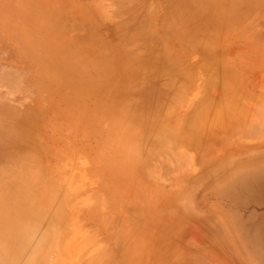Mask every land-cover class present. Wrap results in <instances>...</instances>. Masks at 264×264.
Wrapping results in <instances>:
<instances>
[{
    "label": "rangeland",
    "instance_id": "374dc122",
    "mask_svg": "<svg viewBox=\"0 0 264 264\" xmlns=\"http://www.w3.org/2000/svg\"><path fill=\"white\" fill-rule=\"evenodd\" d=\"M45 1L0 0V190L8 191L4 205L18 221L31 213L33 199L41 206L49 186L55 185L60 197L42 215L17 256L0 254L1 264H27L48 232L57 234L52 248V243L47 246L43 264H264V0H188L192 6L181 9L174 7L176 0ZM104 39L113 49L98 45ZM86 50L102 52L100 59ZM79 53L88 57L80 60ZM209 65L221 74L212 84ZM104 69L114 72L105 70L100 76ZM224 72L231 77L225 78ZM108 80L119 88L114 84L112 91ZM225 82L234 87V96L223 104ZM119 97L117 103L114 98ZM176 98L185 102L173 105ZM205 102L211 105L209 127L194 135V113L204 110ZM232 105L239 107L240 117L237 111L231 115ZM106 111L116 118L117 112L125 115L121 120L118 116L114 126L138 115L140 122L130 140L142 141L132 150L140 155V163H130L122 141L110 136L114 117ZM177 120L182 123L178 131L171 128ZM161 127L164 133L159 132ZM176 134L183 138L179 143L172 141ZM14 184H31L33 193L24 192L19 198ZM58 202L67 207L60 215Z\"/></svg>",
    "mask_w": 264,
    "mask_h": 264
},
{
    "label": "bare ground",
    "instance_id": "6f19581e",
    "mask_svg": "<svg viewBox=\"0 0 264 264\" xmlns=\"http://www.w3.org/2000/svg\"><path fill=\"white\" fill-rule=\"evenodd\" d=\"M59 1V0H58ZM130 1V0H129ZM129 1H127L126 3H128ZM134 1H136V0H134ZM133 1V2H134ZM152 0H150V2H151ZM154 1V0H153ZM174 1V0H173ZM202 1V0H201ZM258 1V0H257ZM22 2H23V0H22ZM26 2H27V0H26ZM42 2V1H41ZM46 3H47V0L45 1ZM50 2V1H49ZM60 2V1H59ZM148 2V1H147ZM190 2V1H189ZM196 2V1H195ZM198 2H200V1H198ZM203 2V1H202ZM124 3V2H123ZM175 3V4H174ZM258 3V2H257ZM55 4V3H54ZM56 4H57V2H56ZM173 4L175 5L174 7L176 8V6H177V8L179 7L180 9L181 8H184L185 6L187 7V5H188V7H189V5L191 4V2H190V4L188 3V0H176L175 2H173ZM210 4V3H209ZM208 4V5H209ZM253 4H255V3H253ZM23 5V4H22ZM120 5H122V4H120ZM199 5V4H198ZM203 5H204V3H203ZM226 4H224V6H225ZM246 5V4H245ZM36 6V5H35ZM56 6V5H55ZM60 6V5H59ZM190 6H192V5H190ZM197 6V5H196ZM207 6V5H206ZM220 6H222V4L220 5ZM118 7V6H117ZM120 7V6H119ZM118 7V8H119ZM128 7V6H127ZM210 7V6H209ZM244 7V6H243ZM49 8V7H48ZM122 8V7H121ZM123 8H124V6H123ZM194 7H192V9H193ZM199 8V7H198ZM201 8V7H200ZM199 8V10H201ZM212 8V7H211ZM210 8V9H211ZM17 9V8H16ZM50 9V8H49ZM58 9H60V8H58V6H57V10ZM78 9V8H77ZM174 9V8H173ZM192 9H191V11L189 12V13H192L193 11H192ZM195 9V8H194ZM242 10H243V8H241ZM244 9H245V7H244ZM249 9V8H248ZM122 10V9H121ZM175 10V9H174ZM187 9H185V11H186ZM21 11H23V10H21ZM55 11H56V7H55ZM54 11V12H55ZM60 11V10H59ZM184 11V10H183ZM182 11V12H183ZM184 11V12H185ZM14 12V11H13ZM53 12V11H52ZM119 12V11H118ZM120 12H122V11H120ZM187 12V11H186ZM185 12V13H186ZM48 13V12H47ZM59 13V12H58ZM179 13V12H178ZM181 13V12H180ZM199 13V12H198ZM206 13V12H205ZM124 14H125V12H124ZM176 14H177V12H176ZM182 14V13H181ZM180 14V15H181ZM184 14V13H183ZM26 15V14H25ZM31 15V14H30ZM53 15V14H52ZM129 15H131V14H129ZM172 15H174V14H172ZM179 15V14H178ZM188 16H189V14H187ZM186 15V16H187ZM190 15H192V14H190ZM201 15V14H200ZM202 15H204V14H202ZM206 15H207V13H206ZM227 15H229V13L227 14ZM51 16V15H50ZM123 16V15H122ZM185 16V17H186ZM205 16V15H204ZM204 16H201L202 17V19H203V22L204 23H206L204 20ZM210 16V15H209ZM49 17V16H48ZM126 17V16H125ZM180 17V16H179ZM178 17V18H179ZM183 17V16H182ZM200 17V18H201ZM253 17V16H252ZM31 18V17H30ZM32 18H33V15H32ZM62 18V17H61ZM172 18H175V16L174 17H172ZM181 18V17H180ZM184 18V17H183ZM251 18V17H250ZM59 19V18H58ZM65 19V18H64ZM133 19V18H132ZM185 19H187V18H184V21H185ZM192 19H194V17L192 18ZM201 19V20H202ZM57 20V19H56ZM178 20H180V19H178ZM182 20V19H181ZM201 20H199V22L201 21ZM40 20H38V22H39ZM45 21H46V19H45ZM51 21V20H50ZM55 21V20H54ZM148 21V20H147ZM175 21V20H174ZM188 21V20H187ZM187 21H185V23H187ZM215 21V20H214ZM212 22V23H214L215 24V22ZM33 22H34V20H33ZM57 22V21H56ZM55 22V23H56ZM178 22V21H177ZM196 22H197V20H196ZM169 23H171V22H169ZM209 23V22H208ZM35 24V23H34ZM132 24V23H131ZM177 24V23H176ZM188 25H189V23H187ZM47 25H51V24H47ZM56 25H58V24H56ZM60 25V24H59ZM58 25V26H59ZM113 25V24H112ZM153 25H154V23H153ZM172 25H173V23H172ZM171 25V26H172ZM175 25V24H174ZM191 25V24H190ZM61 26V25H60ZM59 26V27H60ZM76 26V25H75ZM114 26H115V24H114ZM120 26V25H119ZM127 26V25H126ZM129 26V25H128ZM131 26V25H130ZM177 26H178V24H177ZM187 26V25H186ZM47 27V26H46ZM49 27V26H48ZM51 27V26H50ZM57 27V26H56ZM116 27V29H118L117 28V26H115ZM153 27V26H152ZM190 27V26H189ZM236 27V26H235ZM248 27V26H247ZM246 27V28H247ZM38 28V27H37ZM128 28V30L130 31V29L129 28H131V27H127ZM154 28H157L156 26L154 27ZM172 28H173V26H172ZM196 28V27H195ZM249 28H250V26H249ZM48 29V28H47ZM55 29V28H54ZM120 29V28H119ZM153 29V28H152ZM175 29V28H174ZM209 29H211L210 27H209ZM223 29V28H222ZM230 29V27L228 26V30ZM38 30V29H37ZM154 30V29H153ZM194 30V29H193ZM221 30V29H220ZM219 30V31H220ZM224 31H226L227 29H223ZM56 31H58V30H56ZM70 32H71V30H69ZM150 30H148V32H149ZM160 31V30H159ZM158 31V32H159ZM205 31V30H204ZM44 32V31H43ZM64 32V31H63ZM68 32V31H67ZM124 33V30H123V28H121L120 29V31H119V33ZM104 33V32H103ZM125 33H127V32H125ZM129 33V32H128ZM154 33H155V31H154ZM264 33V32H263ZM54 34H56V33H54ZM69 34V33H68ZM135 34V33H134ZM140 35L142 34V32L141 33H139ZM161 34V33H160ZM189 34V33H188ZM57 35V34H56ZM62 35V34H61ZM64 35V34H63ZM106 35V34H105ZM123 35V34H122ZM129 35V34H128ZM264 35V34H263ZM54 36V35H53ZM253 36H254V34H253ZM143 37V36H142ZM145 37V36H144ZM148 37V36H147ZM262 37V36H261ZM58 38V37H57ZM95 38V37H94ZM97 38V37H96ZM95 38V39H96ZM159 38H160V36H159ZM263 38V37H262ZM55 39V38H54ZM99 39V38H98ZM107 39V38H106ZM106 39H104V41H100V43L98 44V45H100V46H102V47H104V48H111L113 45L111 44V42H109L110 43V45L111 46H109V45H107V44H109L108 42H107V44H106V41H108V40H106ZM264 39V38H263ZM61 40H64V39H61ZM106 40V41H105ZM117 40V39H116ZM115 40V41H116ZM58 41H59V39H58ZM90 41V40H89ZM110 41V40H109ZM112 41V40H111ZM161 41V40H160ZM262 41V40H261ZM52 42H53V40H52ZM92 42V41H91ZM105 42V43H104ZM124 42V41H123ZM144 40H143V42L140 44V47L142 48V46H143V44H144ZM256 42V41H255ZM55 43V42H54ZM87 43V42H86ZM93 43V42H92ZM114 43V42H113ZM146 43V42H145ZM257 43V42H256ZM255 43V44H256ZM262 43V42H261ZM57 44V43H56ZM83 44V43H82ZM158 44V43H157ZM52 45V44H51ZM121 45V44H120ZM138 45V44H137ZM89 46V45H88ZM115 46V45H114ZM164 46V45H163ZM119 47H121V46H119ZM93 48V47H92ZM136 48V47H135ZM138 48V47H137ZM136 48V49H137ZM165 48V47H164ZM260 47H257V49L259 50L258 52H260V49H259ZM111 49H113V48H111ZM116 49V48H115ZM140 48H138V50H139ZM142 49H144V48H142ZM152 49H153V47H152ZM155 49V48H154ZM95 50V49H94ZM94 50H92L93 52H94ZM117 50V49H116ZM87 51V50H86ZM92 51H87V52H92ZM125 51V50H124ZM131 51H132V49H131ZM133 51H136V50H133ZM261 51H263V49L261 50ZM101 52V51H100ZM109 52V51H108ZM119 52L121 53L122 52V50L120 51L119 50ZM130 50L128 51V55H130ZM150 54L152 55V52H153V50L151 51L150 50ZM94 53H96V55H95V57H99V59H100V55L102 54V52L101 53H99V51L98 52H94ZM125 53V52H124ZM124 53H122L123 54V56H124ZM155 53H156V49H155V52H154V54L153 55H155ZM82 55V56H80V60H83L84 58H86V57H88V56H86V55H83V53H79V55ZM90 54V53H89ZM93 54V53H92ZM105 54H107V53H105ZM132 54V53H131ZM140 55H141V53H139ZM159 54V53H158ZM162 54V53H161ZM161 54H159V55H161ZM78 55V56H79ZM121 55V54H120ZM126 55H127V53H125V57H126ZM127 55V56H128ZM91 56V55H90ZM106 56H108V55H106ZM111 56V55H110ZM110 56H109V58H110ZM156 56V55H155ZM154 56V57H155ZM158 56V55H157ZM156 56V57H157ZM162 56V55H161ZM102 58H104V59H106L103 55L101 56ZM146 57V56H145ZM144 57V58H145ZM147 57H148V55H147ZM151 57V56H150ZM109 58H108V60H109ZM127 58V57H126ZM128 58L129 59H132V57H130V56H128ZM143 58V59H144ZM162 58V57H161ZM250 58V57H249ZM98 59V60H99ZM112 59L114 60V58L112 57ZM128 59V60H129ZM146 60L147 59H149V57L148 58H145ZM144 59V60H145ZM173 59V58H172ZM97 60V61H98ZM127 60V61H128ZM134 60V59H133ZM150 60V59H149ZM260 60V59H259ZM162 61H164V59H162ZM250 61V60H249ZM83 62V61H82ZM82 62H81V64H82ZM111 61H109V63H110ZM130 62H131V60H130ZM139 61H137V63H138ZM151 62V61H150ZM80 63V62H79ZM85 63H87V62H85ZM134 63V62H133ZM135 63H136V61H135ZM136 63V64H137ZM164 63V62H163ZM257 63V62H256ZM91 64V63H90ZM94 64V63H93ZM125 64H127V63H125ZM129 64V63H128ZM262 64V63H261ZM89 65V64H88ZM87 65V66H88ZM100 65V64H99ZM99 65H97L98 67H99ZM110 65V64H109ZM115 65V64H114ZM132 65V64H131ZM131 65H129V66H131ZM135 65V64H134ZM134 65H133V67H134ZM256 65V64H255ZM258 65H260V64H258ZM94 66V65H93ZM96 66V67H97ZM102 66H103V64H102ZM102 66L100 67V68H102ZM136 66V65H135ZM176 66V65H175ZM189 66V65H188ZM211 65H209V66H206V69L208 70V72H209V77H210V81H211V84L213 83V80H214V78L217 76V77H220L221 76V74H220V71H218L217 70V68L216 67H214V66H212V67H210ZM107 68L109 67L108 65L106 66ZM110 67H112V65H110ZM109 67V68H110ZM123 67V66H122ZM126 67V66H125ZM137 67V66H136ZM180 67V66H179ZM182 67V66H181ZM184 67V66H183ZM182 67V68H183ZM193 67V66H192ZM85 68H87L86 66H85ZM99 68V69H100ZM112 68H114V67H112ZM127 68V67H126ZM129 68V67H128ZM138 68V67H137ZM194 68V67H193ZM133 69H135V68H133ZM132 69V67H131V69H130V73H132V74H134V72L133 71H135V70H133ZM139 69V68H138ZM147 69V67H145L144 68V70H146ZM167 69V68H166ZM179 69V68H178ZM199 69V68H198ZM201 69V68H200ZM215 69V70H214ZM105 70H107L108 71V69H104V70H99V74H101L100 76H102V73L105 71ZM110 70V69H109ZM112 70V69H111ZM116 69L114 68V71H115ZM119 70V69H118ZM118 70H116L117 72H118ZM123 70V69H122ZM140 70V69H139ZM147 70H149V69H147ZM169 70V69H168ZM180 70V69H179ZM113 71V72H114ZM115 71V72H116ZM127 71H128V69H127ZM127 71H126V69H125V73L126 74H129V73H127ZM132 71V72H131ZM142 71H143V69H142ZM195 71V70H194ZM109 72V71H108ZM112 71L111 72H109V73H113ZM129 72V71H128ZM147 72V71H146ZM146 72H144L143 71V73H146ZM149 72H151V71H149ZM154 72V71H153ZM153 72H151V73H153ZM207 72V71H206ZM207 72V73H208ZM155 73V72H154ZM158 73V72H157ZM195 73V72H194ZM204 73V72H203ZM105 74V73H104ZM115 74V73H114ZM118 74V73H117ZM116 74V75H117ZM122 74V73H121ZM138 74H139V71H138ZM150 74V73H149ZM204 74H206V73H204ZM224 74H225V78H229V77H231V76H229L230 74H228L227 72H224ZM232 74V73H231ZM110 75H112V74H109V76ZM119 75V74H118ZM151 75V74H150ZM155 75V74H154ZM168 75V74H167ZM195 75V74H194ZM199 75V74H198ZM223 75V74H222ZM114 76V75H113ZM121 75H119V76H116V77H120ZM134 76V78H133V80L135 79H137V78H135V74L133 75ZM132 76V77H133ZM142 77L144 76V75H141ZM141 76H140V78H141ZM171 76V75H170ZM200 76V75H199ZM234 76V75H233ZM111 77V76H110ZM110 77H108V78H110ZM115 77V76H114ZM115 77V78H116ZM122 77V76H121ZM120 77V78H121ZM152 77V76H151ZM161 77V76H160ZM195 77V76H194ZM201 77H203V76H201ZM206 77V76H205ZM131 78V77H130ZM139 78V79H140ZM146 78V77H145ZM204 78V77H203ZM117 79V78H116ZM160 79V78H159ZM165 79H166V77H165ZM168 79V78H167ZM169 79H170V77H169ZM199 79V78H198ZM111 80H113L114 81V79H112L111 78ZM117 80H120V79H117ZM116 80V81H117ZM128 80H131V79H128ZM138 80V79H137ZM136 80V81H137ZM156 80L158 81V79L156 78ZM174 80V79H173ZM85 81H87V80H85ZM109 81V80H108ZM116 81H114L115 83H116ZM132 81V80H131ZM161 81V80H160ZM163 81H164V79H163ZM163 81H161V82H163ZM176 81H177V79H176ZM182 81V80H181ZM204 82H205V80H203ZM103 82V81H102ZM110 82V81H109ZM119 82V81H118ZM130 81H128V83H129ZM172 82V81H171ZM184 82H185V80H184ZM86 83V82H85ZM87 83L89 84V82L87 81ZM114 83V84H115ZM122 83V82H121ZM127 83V84H128ZM173 83V82H172ZM183 83V81L178 85V86H180L181 84ZM207 83H209V82H207ZM215 83V82H214ZM113 83H111L110 82V85H112V87H111V90L113 91L114 90V88H113V85H114ZM118 84H120V83H118ZM126 84V85H127ZM169 84V83H168ZM106 85H108V83L106 84ZM121 85H123V84H120V86ZM126 85H123V87L125 88V86ZM163 85V84H162ZM186 85H187V81H186ZM216 85H217V83H216ZM114 86H116V88H117V85L115 84ZM128 87H129V84L127 85ZM167 86H169V85H167ZM176 86V85H175ZM178 86H176L177 88H178ZM210 86V85H209ZM209 86H207L208 88H209ZM104 87V86H103ZM106 87H108V86H106ZM127 87V88H128ZM160 87V86H159ZM165 87V86H164ZM206 87V88H207ZM215 87V89L216 88H218V87H216V86H214ZM213 87V88H214ZM119 88V87H118ZM117 88V89H118ZM158 88V87H157ZM173 88V87H172ZM182 88H183V86H182ZM182 88L181 89H179V91H176L175 93L176 94H179L180 93V91L182 90ZM89 89H90V86H89ZM102 89V88H101ZM100 89V90H101ZM107 89V88H106ZM105 89V90H106ZM121 89H122V87H121ZM126 89V88H125ZM161 89H163V88H161ZM168 89V88H167ZM220 89V88H219ZM135 90V89H134ZM158 90V89H157ZM169 91H170V89H168ZM175 90V89H174ZM174 90H173V92H174ZM190 90V89H189ZM188 90V91H189ZM192 90V89H191ZM208 90V89H207ZM102 91V90H101ZM110 91V90H109ZM155 91V90H154ZM185 91H186V89H185ZM184 91V92H185ZM205 91H206V89H205ZM211 91V93H212V90H210ZM210 91L208 92V93H210ZM233 91H234V87H231V84H228V82H225V85H223V95H222V103L223 104H225L226 102H227V100H230L231 98H233ZM100 92V91H99ZM124 92V91H123ZM130 92V91H129ZM160 92V91H159ZM187 92V91H186ZM202 93H203V91H201ZM98 93V92H97ZM125 93V92H124ZM126 93H128V92H126ZM157 93V92H156ZM171 93H172V89H171ZM170 93V94H171ZM188 93V92H187ZM186 93V94H187ZM207 92H205V94H206ZM100 94V93H99ZM108 94V93H107ZM121 94H122V92H121ZM98 95V94H97ZM105 95V94H104ZM132 95V94H131ZM141 95V94H140ZM163 95V94H162ZM185 95V94H184ZM197 95H198V92H197ZM119 96V95H118ZM122 96H123V94H122ZM128 96H130V94L128 95ZM181 96V95H180ZM180 96H178V98H182V97H180ZM183 96V95H182ZM201 96V97H200ZM199 97L200 98H202L203 96L202 95H200ZM117 97V96H116ZM115 97V98H116ZM191 97V96H190ZM263 97V96H262ZM114 98V100L115 101H118L117 103H119L120 102V98L121 97H119L118 98V100H116ZM149 98V97H148ZM154 98V97H153ZM178 98H176L177 99V101H175V103L173 104V105H175L176 103H179L178 102ZM188 98V97H187ZM192 98V97H191ZM209 98H210V96H209ZM155 99V98H154ZM170 99V98H169ZM185 99H186V96H185ZM185 99H183V100H185ZM94 100V99H93ZM171 100H174V99H171ZM181 100L182 99H180L179 101L181 102ZM193 100V99H192ZM123 101V100H122ZM122 101H121V104H122ZM144 101V100H143ZM169 101V100H168ZM197 101V100H196ZM105 102V101H104ZM151 102V101H150ZM183 103L185 102V101H182ZM181 102V103H182ZM189 102V101H188ZM108 103V102H107ZM111 103V102H110ZM123 103H125V102H123ZM127 103V102H126ZM144 103V102H143ZM166 103V102H165ZM181 103H179V105L178 106H180V104ZM206 104L204 105V110H202V109H196V111H195V116L197 117H195L196 118V122L194 123V127L192 128L193 130L191 131V133L192 134H196V132H200L201 133V131H203L204 130V128H207V127H209V123H207V121H208V119L210 118L209 117V114L211 113V111L207 114V112H208V110L210 109V107H211V105L210 104H208L207 102H205ZM111 104H113V103H111ZM120 104V105H121ZM196 104V103H195ZM241 104V103H240ZM95 105V104H94ZM104 105V104H103ZM120 105H118V106H116V107H119ZM126 105H128V104H126ZM126 105H124V106H126ZM139 105V104H138ZM166 105V104H165ZM177 105V104H176ZM203 106V103L202 104H200V106ZM221 105V104H220ZM257 105H258V102H257ZM135 106V105H134ZM144 106V105H143ZM148 106V105H147ZM170 106H172V105H170ZM170 106H169V108H170ZM193 106V105H192ZM201 106V107H202ZM206 106V107H205ZM227 106H229V104L227 105ZM226 106V107H227ZM237 106H239L238 104H237ZM236 106V107H237ZM243 106V105H242ZM241 106V107H242ZM262 105H260V107H258V108H263V106L261 107ZM99 107V106H98ZM106 107V106H105ZM121 107H123V106H121ZM120 107V108H121ZM154 107V106H153ZM173 107H175V106H173ZM226 107H225V109H226ZM247 107V106H246ZM250 107H252V105L250 106ZM135 108V107H134ZM140 108V106L138 107V109ZM149 108H151V106L149 107ZM7 109V108H6ZM117 109V108H116ZM123 109V108H122ZM153 109V108H152ZM155 109V108H154ZM171 109V108H170ZM169 109V110H170ZM182 109V108H181ZM224 109V110H225ZM257 109V108H256ZM256 109H254L255 111H256ZM97 110V109H96ZM103 110H105V109H103ZM127 110V109H126ZM130 110V109H129ZM133 110V109H132ZM145 110H146V108H145ZM144 110V111H145ZM150 109H148V111H149ZM175 110V109H174ZM229 110H231V115H233V113H232V111L234 112V111H237V113H238V111L239 112H241V110L239 109V107H237V108H235L233 105H232V107H229ZM258 110V109H257ZM87 111H89V110H87ZM94 111V110H93ZM99 111H101V110H99ZM108 111H110V110H108ZM108 111H106V112H108ZM122 111H124V109L122 110ZM121 111V112H122ZM163 111H165V109L163 110ZM176 111V110H175ZM214 111V110H213ZM247 111V110H246ZM104 112V111H103ZM141 111H139V113H140ZM162 112V111H161ZM173 112V111H172ZM216 112V111H215ZM217 112H219V110L217 111ZM216 112V113H217ZM100 113H102V112H100ZM116 113V112H115ZM114 113V114H115ZM118 113H120V112H117L116 114L120 117V120L122 119V117L125 119V115L123 116V115H121L120 116V114H118ZM145 113V112H144ZM143 113V114H144ZM159 113V112H158ZM88 114H90L89 112H88ZM108 114H109V116L111 115V112L109 113L108 112ZM142 114V115H143ZM149 114V113H148ZM160 115L162 114V113H159ZM207 114V115H206ZM219 114V113H218ZM86 115H87V112H86ZM91 115H92V112H91ZM133 115V114H132ZM146 115V114H145ZM155 115H157V114H155ZM159 115V116H160ZM175 115V114H174ZM238 115H239V117H240V115L241 114H239L238 113ZM85 116V115H84ZM94 116V115H93ZM97 116V115H96ZM104 116V115H103ZM112 117H114L113 118V124H109V125H116V123H115V120H117L118 119V116H117V118L112 114L111 115ZM141 116V115H140ZM162 116V115H161ZM194 116V115H193ZM89 117V116H88ZM87 117V118H88ZM99 117V116H98ZM126 117L127 118H129V116H127L126 115ZM137 117H138V115H137ZM137 117H136V114H134V118H136L137 119ZM142 117H144V115L142 116ZM146 117H147V115H146ZM154 117V116H153ZM156 117V116H155ZM157 117H158V115H157ZM156 117V118H157ZM209 117V118H208ZM255 117V116H254ZM258 117V119H260V115L259 116H257ZM83 118V117H82ZM81 118V119H82ZM87 118H85V119H87ZM101 118V117H100ZM103 118V117H102ZM108 119H109V117H107ZM126 118V120H129V119H127ZM131 118V117H130ZM159 118V117H158ZM160 118H162V117H160ZM173 118V117H172ZM178 118V117H177ZM192 118H194V117H192ZM212 118V117H211ZM214 118V117H213ZM233 118V117H232ZM98 119V118H97ZM105 119V118H104ZM111 117H110V121H111ZM123 119V120H124ZM134 120V121H131V120H129L128 121V123H125L124 125H122L121 126V123H119L120 125L119 126H114V128H109L108 127V131H114V133H112V134H110V136H116V138H119V140L120 141H122V142H124L125 143V141H127L125 144H129L130 145V148H127V146L123 143L122 144V142H121V144L120 145H124V146H122V147H124V148H126L130 153H127L126 155H128V157H129V159H128V157L126 158V160L128 159V161H130V163L131 162H133V163H137V162H139L140 163V161H139V159L141 160V157H140V155H136V154H134L133 152H132V150H135V148H140L141 147V142L142 141H140L141 139H139L138 141L140 142H136V141H133V140H130L131 139V134H133L132 132L133 131H135V130H137V123L138 122H140L138 119L137 120ZM142 119V118H141ZM152 119V118H151ZM216 119V124L217 123H220L221 122V117H220V115H218L217 116V118H215ZM257 119V118H256ZM71 120V119H70ZM75 120V119H74ZM73 120V121H74ZM79 120H80V118H79ZM89 120V119H88ZM126 120H124V121H126ZM149 120V119H148ZM190 120V119H189ZM236 120H238V119H236ZM84 121V120H83ZM86 121V120H85ZM90 121V120H89ZM95 121V120H94ZM94 121H92V123H91V121H90V123L91 124H94L95 125V123H94ZM142 121H143V119H142ZM144 121H146V119L144 120ZM222 121H224V119L222 120ZM248 121H250V120H248ZM24 121H22V123H23ZM71 122V121H70ZM79 122V121H78ZM98 122V121H97ZM105 122V121H104ZM107 122V121H106ZM162 122V121H161ZM210 122H211V119H210ZM214 122V121H213ZM252 122H254L253 124H255V121H253L252 120ZM252 122H246V123H248V125L250 124L251 125V123ZM73 123V122H72ZM167 123V122H166ZM226 123V122H225ZM224 122H222L221 124H225ZM245 123V122H244ZM243 122L241 123L242 125L244 124ZM73 124H75V123H73ZM80 124V123H79ZM85 124L87 125L88 123H87V121L85 122ZM85 124H83V125H85ZM91 124H89L90 126H91ZM108 124H107V126H108ZM154 124V123H153ZM181 122H180V120H177V121H175L174 122V126L173 127H171L173 130H176L177 129V131L180 129V126H181ZM27 125V124H26ZM29 125V124H28ZM72 125V124H71ZM211 125V124H210ZM217 125H219V124H217ZM247 124L245 125V126H248ZM249 125V126H250ZM30 126V125H29ZM140 126V125H139ZM146 126V125H145ZM149 126V125H148ZM167 127H169V125H166ZM187 126V125H186ZM216 126V125H215ZM240 126V125H239ZM244 126V125H243ZM147 127V126H146ZM84 128H86V127H84ZM144 128V127H143ZM152 128H154V127H152ZM215 128V127H214ZM217 128V127H216ZM111 129V130H110ZM145 129V128H144ZM187 129V128H186ZM248 129V127L247 128H245L244 130H247ZM143 130V129H142ZM150 130H151V128H150ZM171 130V129H170ZM215 130V129H214ZM214 130H212V132H214ZM0 131H2V130H0ZM29 131V130H28ZM111 131V132H112ZM139 131V130H138ZM153 131V130H152ZM162 132V133H164L166 130H165V128H163V127H161V130H159V132ZM181 131V130H180ZM222 131V130H221ZM221 131H220V133H221ZM240 131V130H239ZM158 132V133H159ZM188 132H190V131H188ZM217 132H219V131H217ZM223 132V131H222ZM260 132V131H259ZM143 133H144V130H143ZM167 133H168V128H167ZM146 134V133H145ZM222 134V133H221ZM229 134H230V132H229ZM246 134H248V133H246ZM144 135V134H143ZM166 135V134H165ZM235 135V134H234ZM108 136V135H107ZM164 136V135H163ZM236 136V135H235ZM142 137V136H141ZM144 137H145V135H144ZM216 137V136H215ZM227 137V136H226ZM111 138V137H110ZM137 138V137H136ZM139 138V137H138ZM137 138V139H138ZM154 138V137H153ZM169 138V137H168ZM181 138H182V136H179V134H176L175 136H173L172 137V141L173 142H178L179 143V141L178 140H181ZM218 138V137H217ZM126 139V140H125ZM147 139V138H146ZM152 138H150L149 140H151ZM157 139H158V137H157ZM183 139V138H182ZM212 139V138H211ZM154 140L156 141V139L154 138ZM159 140H161V139H159ZM119 141V142H120ZM208 141H210V140H208ZM212 141V140H211ZM113 142V141H112ZM118 142V141H117ZM187 144H188V141H185ZM205 142V141H204ZM103 143V142H102ZM106 143V142H105ZM140 145H139V144ZM146 143V142H145ZM157 143V142H156ZM69 144H71V143H69ZM148 144V143H147ZM150 144V143H149ZM162 144V143H161ZM190 144H191V142H190ZM73 145V144H72ZM128 145V146H129ZM143 145H144V143H143ZM142 145V146H143ZM211 145H212V143H211ZM222 145V144H221ZM71 146V145H70ZM69 146V147H70ZM117 146H118V144H117ZM147 146V145H146ZM172 146V145H171ZM204 146V145H203ZM206 146V145H205ZM225 146V145H224ZM73 147V146H72ZM166 147V146H165ZM165 147H164V149H165ZM148 148H150L149 146H148ZM169 148V147H168ZM185 148V147H184ZM142 149V148H141ZM141 149H140V151H141ZM144 149H145V147H144ZM144 149H142V150H144ZM111 150V149H110ZM151 150H153L152 148H151ZM212 150V149H211ZM138 151V150H137ZM161 151V150H160ZM126 152V151H125ZM124 152V153H125ZM154 153V152H153ZM71 154H72V152H71ZM74 154V153H73ZM116 154V153H115ZM116 155H118V154H116ZM121 155V154H120ZM155 155V154H154ZM72 156H74L75 157V155H72ZM125 156V155H124ZM118 158H120V156H118ZM121 158H122V156H121ZM121 158L118 160L117 159V161L119 162V163H121L120 162V160H121ZM154 158H155V156H154ZM114 159H116V157L114 158ZM27 160V159H26ZM25 160V161H26ZM124 160V159H123ZM24 161V162H25ZM125 161V160H124ZM24 162H22V163H24ZM32 162H34L33 160H32ZM126 162V161H125ZM124 162V163H125ZM181 162V161H180ZM26 163H28L27 161H26ZM36 163V162H35ZM124 163H122V164H124ZM113 164V163H112ZM116 164V163H115ZM118 164V163H117ZM116 164V165H117ZM20 165H22V166H24V164H21V162H20ZM27 165H30V164H27ZM33 165V164H32ZM119 165V164H118ZM126 165H127V163H126ZM125 165V166H126ZM26 166V165H25ZM34 166V165H33ZM33 166H32V170H33ZM124 166V167H125ZM128 166V165H127ZM19 167V166H18ZM27 167H25V171L27 170L26 169ZM28 168H29V166H28ZM108 168V167H107ZM111 168V167H110ZM122 168H123V166H122ZM22 169V168H21ZM35 169V168H34ZM19 170V169H18ZM18 170H17V172H18ZM106 170V169H105ZM117 170H118V168H117ZM131 170V169H130ZM31 170H28V172H30ZM103 171V170H102ZM121 171V170H120ZM123 171V170H122ZM121 171V172H122ZM128 171V170H127ZM127 171H125V172H127ZM132 171V170H131ZM27 172V173H28ZM32 172V171H31ZM133 172V171H132ZM138 172V171H137ZM136 171H135V174L137 173ZM26 173V172H25ZM25 173H24V176H25ZM26 173V174H27ZM34 174H35V172H33ZM23 173L21 172V175H22ZM132 174V173H131ZM131 174H129V175H131ZM134 174V173H133ZM14 175V174H13ZM18 175H19V173H18ZM21 175H19V176H21ZM97 175V174H96ZM137 175V174H136ZM23 176V175H22ZM29 176H30V174H29ZM29 176H26V180H27V177H29ZM32 176V175H31ZM123 176H128L126 173H124V175ZM13 177V176H12ZM15 177V176H14ZM32 177H34V176H32ZM41 177V176H40ZM24 177H21L20 179H23ZM118 178V177H117ZM120 178V177H119ZM127 178H129V177H127ZM13 179H15V182H16V177L15 178H13ZM24 181H25V179H23ZM29 180V179H28ZM28 180H27V183H28ZM127 180V179H126ZM130 180V179H129ZM128 180V181H129ZM133 180V179H132ZM19 181V180H18ZM32 181V180H31ZM134 181V180H133ZM14 182V183H15ZM20 182V181H19ZM33 182H35V181H33ZM41 182V181H40ZM59 182V181H58ZM132 182V181H131ZM136 182H137V179H136ZM17 183V182H16ZM23 183V182H22ZM29 183H31L30 181H29ZM23 184H26V183H23ZM31 184H33V183H31ZM31 184H29V185H27L26 187H24V186H21V187H17V186H19V185H16V184H14L15 186V189L13 190L14 191V193H15V195L16 196H19V198H20V196L25 192L26 194H30L31 195V193H33V192H31V188L33 189L34 188V186L32 187V185ZM113 184V183H112ZM140 184V183H139ZM138 184V185H139ZM36 185H37V183H36ZM49 185V184H48ZM51 185V184H50ZM150 185V184H149ZM53 186H55V185H53ZM53 186H49V188H48V194L45 196V198H44V200H42V203H41V206H37V204H34V202L36 203V200H34L33 199V208H32V211H31V213L30 214H24L23 215V217H22V219H21V221H18V220H13V218H15V215L14 214H8V213H10V209H8L7 210V208H6V206L4 205L5 203H4V200H5V198L8 196V191L6 190V189H2V190H0V254L1 255H3V256H6V257H12V256H17L18 254H19V252L26 246V244L28 243V241L30 240V236L31 235H33L32 233H33V231L36 229V227H37V225L39 224V220H40V218H42V215L44 214V213H46V210L49 208V206H52V204H53V202L54 201H56V200H58V197H60L59 196V193H58V191L56 190L57 189V187H56V189H54V187ZM57 186V185H56ZM114 186V185H113ZM135 186V185H134ZM12 187H13V185H12ZM47 187V186H46ZM61 187V186H60ZM110 187V186H109ZM45 189V188H44ZM47 189V188H46ZM58 189H60V188H58ZM122 189V188H121ZM9 190V189H8ZM10 191V190H9ZM45 191H47V190H45ZM11 192V191H10ZM31 192V193H30ZM39 192V191H38ZM24 193V194H25ZM34 193H36L35 191H34ZM10 194V193H9ZM71 194V193H70ZM33 195V197H34V194H32ZM36 196H37V194H36ZM25 197H27V196H25ZM66 197V196H65ZM69 197V196H68ZM67 197V198H68ZM13 199L15 198V196L13 195V197H12ZM18 198V199H19ZM37 198H39V197H37ZM25 199V198H24ZM69 199H70V197H69ZM10 200V199H9ZM15 200H17V198L15 199ZM19 200H22V199H19ZM18 204V203H17ZM23 204V203H22ZM13 205L15 206V204L13 203ZM54 205V204H53ZM63 207H65L66 209H67V207L65 206V205H63ZM62 205L58 202L57 203V211L59 212V213H57V215H60V213H61V211H62ZM53 208V207H52ZM56 208V207H55ZM65 208H64V210H65ZM23 209H25V207H23ZM52 210V209H51ZM18 213H20V212H18ZM51 213V212H50ZM53 214V213H52ZM56 214V213H55ZM46 215V214H45ZM50 215V214H49ZM18 216H20V214L18 215ZM53 216H55V215H53ZM44 218H46V217H44ZM20 219V218H19ZM48 219H50L49 217H48ZM49 223H50V221H48ZM59 223V222H58ZM55 224V223H54ZM57 224V223H56ZM61 224V223H60ZM48 226V225H47ZM66 227V226H65ZM8 229L10 230L11 229V231H8ZM7 232H9L10 233V235L8 236V234H7ZM13 232H14V234H13ZM54 232V231H53ZM55 233L57 234V232H54V233H52V232H48L46 235H45V237L43 238V241L41 242V244H40V246H38V248L33 252V254H32V256H31V258H30V260H29V262L27 263V264H43V262L45 261V258H46V254H47V246L48 245H50L53 241L52 240H56V238L54 237L53 239H52V237L55 235ZM60 235V234H59ZM58 236V235H57ZM51 241V242H50ZM56 242V241H55ZM7 245H9V246H11L10 248H8L9 246H7ZM52 245H53V243L50 245L51 246V248H52ZM17 261V260H16ZM0 264H1V262H0Z\"/></svg>",
    "mask_w": 264,
    "mask_h": 264
}]
</instances>
